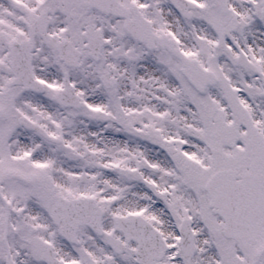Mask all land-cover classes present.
Returning a JSON list of instances; mask_svg holds the SVG:
<instances>
[{
    "label": "snow or ice",
    "instance_id": "1",
    "mask_svg": "<svg viewBox=\"0 0 264 264\" xmlns=\"http://www.w3.org/2000/svg\"><path fill=\"white\" fill-rule=\"evenodd\" d=\"M0 264H264V0H0Z\"/></svg>",
    "mask_w": 264,
    "mask_h": 264
}]
</instances>
